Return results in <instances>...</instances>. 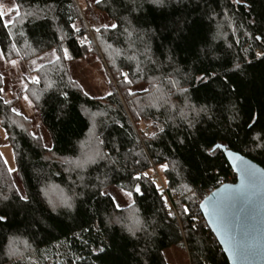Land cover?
<instances>
[{"label": "trees", "instance_id": "16d2710c", "mask_svg": "<svg viewBox=\"0 0 264 264\" xmlns=\"http://www.w3.org/2000/svg\"><path fill=\"white\" fill-rule=\"evenodd\" d=\"M15 1L18 27L0 17L6 55L96 51L76 0ZM97 6L116 27L90 30L126 101L115 88L89 96L57 63L29 91L46 144L14 118L0 88L23 186L0 154V264H170L164 251L174 246L191 264H229L200 202L234 174L220 146L264 167V0ZM158 166L165 186L152 173ZM113 186L132 194L134 218L116 205ZM58 191L61 207L51 200Z\"/></svg>", "mask_w": 264, "mask_h": 264}, {"label": "rangeland", "instance_id": "374dc122", "mask_svg": "<svg viewBox=\"0 0 264 264\" xmlns=\"http://www.w3.org/2000/svg\"><path fill=\"white\" fill-rule=\"evenodd\" d=\"M80 7L81 15L84 23L87 25L90 34L94 40L97 49L89 53L83 58L70 59L66 51L51 49L26 58L17 55H6L0 47V88L1 95L5 102L9 104L13 111L14 118L22 122L31 129L33 133L39 134L46 144H49L47 132L42 128L40 118L35 104L30 96V89H34L41 82V77L46 81L48 70L57 63L63 66V71L67 76L81 86L83 91L94 98H104L113 92V88L123 101H126L122 89L118 84L120 79H116L108 66L106 55L96 42L94 32L90 26L97 29H103L113 25V21L107 16L103 10L97 6V0H76ZM10 8H15L9 12ZM0 11L4 12L3 18L7 24H11V30L14 31L22 19L21 10L15 0H0ZM12 48H15L14 46ZM122 80L128 81V78L121 77ZM128 95L134 98L138 96L135 91H128ZM148 95V94H145ZM149 98V97H147ZM127 105L126 102H124ZM127 110L130 111L129 106ZM148 125L145 129L149 132ZM0 154L2 155L8 169H11L12 177L15 185L22 192L23 186L18 177L15 154L9 142L6 129L0 119ZM163 167L158 166L152 170V173L158 180L160 186H165L166 180L162 174ZM115 198L116 205L119 208L127 210L129 218L135 217V209L133 207L134 199L132 194L127 195V191L117 187H110ZM51 193V192H50ZM52 198L55 200L53 201ZM66 196L58 191L51 195L52 203L58 207L66 204ZM173 198L178 200L179 193H175ZM177 213V212H176ZM166 260L170 264H191L190 255L187 250L181 247H171L164 251ZM37 264V262H35ZM48 264H52V259L48 260Z\"/></svg>", "mask_w": 264, "mask_h": 264}, {"label": "water", "instance_id": "95a60500", "mask_svg": "<svg viewBox=\"0 0 264 264\" xmlns=\"http://www.w3.org/2000/svg\"><path fill=\"white\" fill-rule=\"evenodd\" d=\"M220 148L236 181L209 192L200 202L201 212L229 264H264V167Z\"/></svg>", "mask_w": 264, "mask_h": 264}, {"label": "snow or ice", "instance_id": "6c2138e0", "mask_svg": "<svg viewBox=\"0 0 264 264\" xmlns=\"http://www.w3.org/2000/svg\"><path fill=\"white\" fill-rule=\"evenodd\" d=\"M152 2L155 3V4H161V3H163V0H152ZM14 10H15V8H10V9H9V12L14 11ZM3 15H4V12H3V11H0V17H2ZM111 27L115 28L116 25H111ZM256 38H257V39H260V37H256ZM237 67H239V66L237 65ZM162 167H164V166H162ZM10 171H11V169H10ZM141 175L146 176L147 173L137 175V176L134 177L133 179H140V178H141ZM136 191H137V192L140 191L139 187L136 188ZM127 195H131V193L129 192V193H127ZM20 199H21V200H26L27 197H26V196H21ZM68 206L70 207L71 205L69 204ZM169 215H171V213H169ZM3 219H5V217L0 216V220H3Z\"/></svg>", "mask_w": 264, "mask_h": 264}, {"label": "built area", "instance_id": "2783aa9c", "mask_svg": "<svg viewBox=\"0 0 264 264\" xmlns=\"http://www.w3.org/2000/svg\"><path fill=\"white\" fill-rule=\"evenodd\" d=\"M233 173L234 174H232V176L229 177V181L228 182H231V183L234 182V179L233 178H234V175L236 176V173L234 171H233ZM222 183H226V182H222ZM222 183H220V184H222Z\"/></svg>", "mask_w": 264, "mask_h": 264}]
</instances>
